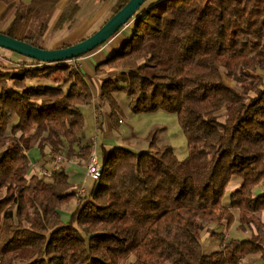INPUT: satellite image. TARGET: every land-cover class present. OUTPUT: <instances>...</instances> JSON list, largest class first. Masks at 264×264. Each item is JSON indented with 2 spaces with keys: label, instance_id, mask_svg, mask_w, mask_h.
<instances>
[{
  "label": "trees",
  "instance_id": "trees-1",
  "mask_svg": "<svg viewBox=\"0 0 264 264\" xmlns=\"http://www.w3.org/2000/svg\"><path fill=\"white\" fill-rule=\"evenodd\" d=\"M0 2V33L45 49L61 0ZM80 8L70 0L52 34L70 31ZM122 31L98 66L117 72L100 80L101 98L116 107L124 93L133 115L176 114L188 156L159 146L157 130L145 150L103 147L102 177L80 196L64 166L94 153L91 80L70 61L0 58V264H264V0H149ZM34 149L43 168L56 156L62 168L40 173ZM211 225L243 237L206 253L203 233L221 237Z\"/></svg>",
  "mask_w": 264,
  "mask_h": 264
},
{
  "label": "rangeland",
  "instance_id": "rangeland-1",
  "mask_svg": "<svg viewBox=\"0 0 264 264\" xmlns=\"http://www.w3.org/2000/svg\"><path fill=\"white\" fill-rule=\"evenodd\" d=\"M63 2L64 0L62 1V3ZM115 2L116 0H81L80 1L81 10L76 17L75 25L79 26L83 22L87 23L89 21H92L96 17H100V15L103 13L106 7L109 5L114 6ZM106 16H104L101 22L96 24L95 27H92L90 30H87L86 32L82 34L79 32L77 35L73 37V39H67L66 41H63V42L73 45V44L79 43L81 40L85 38L87 39L88 37L96 33L104 25L103 23L107 19L111 18V14L109 16L108 15ZM63 37H65L64 33L58 36L46 37V41L44 42V48L46 50L58 49V47L64 44L62 41L60 42L61 38ZM13 56L14 55L11 52L0 49V58L8 57V58L13 59ZM110 69L111 68H109L108 70ZM103 74L104 73H102L100 76H102ZM83 113L86 118V122H85L86 127L84 131L85 136L95 138L97 134H95L94 132L95 123H94L92 107L90 106L84 107ZM95 113L96 115H98V118H99L98 108L95 110ZM122 115L123 114L119 115V120L124 119L125 117L127 118L125 120V123L123 124H119L117 122L116 123L113 122V123H114V128L116 132L118 131L119 133L128 134V139L125 142L129 143L130 141L131 142L130 144L140 149H147L149 146L148 141L146 140L147 137L149 136L150 133L157 130L156 135H157L159 146L169 145L173 147L177 157L181 160L185 159L188 156L189 149H188L187 138L181 128V125L179 124L176 114H169L164 111H159L154 114H140V115H134L132 117L125 116V114L123 116ZM98 140H99V143H98V146H96V148L98 147V153L101 157L100 144H102L103 139L102 137L98 136ZM36 150L40 152L38 149ZM40 159H41V156H40ZM63 160L64 158L60 162H57V163L53 161V162L44 164L45 167L40 170V173L43 174L44 171H46L47 176L50 177V174L52 173L53 168H54V164H56L58 169H61L63 165L62 164ZM74 161L79 162V159L77 158ZM76 162H70L69 173L68 172L67 173L70 175L71 181L73 182V184L77 186L79 195L84 196L80 194V189L86 186H88V188H91L94 181L87 176V169L85 166L88 165V163H85V165H80ZM80 184H83V186ZM77 204H78V201L74 200L68 205H66L61 210L62 218L64 219V221H70L71 213L75 210ZM210 228L218 232L221 235V237L219 238L218 236L217 238V236H214L211 232L203 233L202 238L206 244L204 246V250L206 253H211L213 251H216L217 249H219L218 247H220L223 242H225L226 240L232 237H237V238L243 237V235L239 233L235 227H233L231 230H226L225 227L211 225ZM254 263L256 264L258 263V261L255 260Z\"/></svg>",
  "mask_w": 264,
  "mask_h": 264
},
{
  "label": "crops",
  "instance_id": "crops-1",
  "mask_svg": "<svg viewBox=\"0 0 264 264\" xmlns=\"http://www.w3.org/2000/svg\"><path fill=\"white\" fill-rule=\"evenodd\" d=\"M62 1L63 0H61V2L57 6V10H56L54 17H53L51 24H50V30L46 36V37H52V36L62 35V33H64L65 37L61 38L60 42L66 41L67 39H73V37L75 35H77L79 32L82 34V33L86 32L87 30H90L92 27H95L96 24L101 22V20L104 18V16H106V15L109 16L110 14L112 16L113 7H114L113 5L112 6L109 5L106 7V9L100 15V17H96L92 21H89L87 23L83 22L79 26H76L74 23V25L70 31L60 32V33H57V35H53L51 31H52L54 25L56 24L57 20L61 16L65 7L70 2V0H64L63 3H62ZM78 1L80 2L81 0H78ZM80 10H81V8H80ZM80 10H79V12H80ZM4 11H5V5L3 3H0V17ZM106 18H107V16H106ZM75 20H76V18H75ZM124 36H125V33L122 31L120 34H117L113 39H111L108 43H106L101 48L93 51L92 53H90V54H88L82 58L71 61L72 63H74L76 65V67H78L84 74L87 75V77L91 80V83L93 85L94 100H93V103L89 106L92 107V110H93L94 123H95L94 132L97 135L95 138L86 136V139L91 140L93 142L94 149L96 151L98 159L101 158L99 153H98V147L96 148V146H98V143L100 140V139L98 140V136L102 137V139H103L102 144H100L101 151H102L103 147H105L107 149H111V148L117 147V146L127 147L131 150H134V151L145 150V149H140V148L130 144L131 143L130 141H129V143L125 142L128 139V134L119 133L118 131L116 132L115 128H114V123H113L112 119L110 118L111 112H113V111L117 112V108H119L120 112H122L121 114H123V115L125 114V116H129V117L134 116L130 111V108H129L130 101L127 98V96L124 93H115L114 94L115 102H116V105L118 107L112 106L110 104V102L105 101L101 98V81L100 80L102 78L106 77V75L115 74L116 72L114 70H111V69L108 70L109 68L107 66L101 67L99 69H98V66H100V64H103L110 57V55L114 51L117 50L120 43L124 39ZM63 43H66V42H63ZM8 52H10V51H8ZM15 58H16V56L14 55L13 59H15ZM105 69H106V71H105ZM98 71H105L104 72L105 74L100 76L99 74H97ZM89 106H87V107H89ZM97 108L99 109V118H98V115H96V113H95V110ZM118 119H119V117H118ZM126 119L127 118H125V117H124V119H120L119 124L125 123ZM122 120L124 122L121 123L120 121H122ZM85 122H86V118H85ZM40 156H41V153L38 152L36 149L32 150L29 153V157L31 159V162L34 164V166L37 170H40V168H43L42 167L43 162H41L42 158L40 159ZM71 162H76V161H71ZM76 163H78V162H76ZM69 164H70V162L64 166L65 172H68V173H69ZM85 167L87 169V165ZM70 181H71V177H70ZM235 183L236 184H234L233 186H231L229 188L230 191L235 190L239 186L240 181L236 180ZM80 185L83 186V184H80ZM86 188L89 190L88 186H86ZM263 190H264V186H263ZM61 213H62V211H61ZM262 219L264 220V213L262 214ZM255 260L258 261V263H256V264H262L261 259H260V255H255V256L249 257L245 261H243L242 264H255L254 263Z\"/></svg>",
  "mask_w": 264,
  "mask_h": 264
},
{
  "label": "water",
  "instance_id": "water-1",
  "mask_svg": "<svg viewBox=\"0 0 264 264\" xmlns=\"http://www.w3.org/2000/svg\"><path fill=\"white\" fill-rule=\"evenodd\" d=\"M149 0H130L114 14L96 33L71 46L46 50L34 47L21 39L0 33V49L45 64L69 62L82 58L108 43L120 30L128 25Z\"/></svg>",
  "mask_w": 264,
  "mask_h": 264
},
{
  "label": "built area",
  "instance_id": "built-area-1",
  "mask_svg": "<svg viewBox=\"0 0 264 264\" xmlns=\"http://www.w3.org/2000/svg\"><path fill=\"white\" fill-rule=\"evenodd\" d=\"M121 123L123 121H120ZM63 158L61 156H56L55 162H60ZM54 168L56 169V164L54 165ZM44 174H47L46 171H44ZM103 169L102 164L100 160L97 157L96 151H94L90 161L87 165V176L92 180H99L102 177ZM88 189L86 187H83L80 189V194L85 195L87 194Z\"/></svg>",
  "mask_w": 264,
  "mask_h": 264
}]
</instances>
